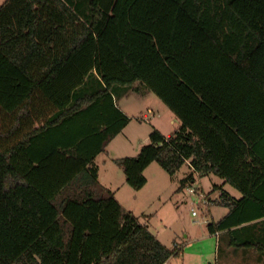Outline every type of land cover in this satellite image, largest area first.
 <instances>
[{"label": "trees", "instance_id": "obj_1", "mask_svg": "<svg viewBox=\"0 0 264 264\" xmlns=\"http://www.w3.org/2000/svg\"><path fill=\"white\" fill-rule=\"evenodd\" d=\"M131 89L179 124L113 160L127 185L141 189L152 162L170 176L188 164L179 189L214 175L241 194L221 192L229 212L210 233L264 218V0H4L0 264L178 255L99 180L95 158L130 121L115 99Z\"/></svg>", "mask_w": 264, "mask_h": 264}, {"label": "rangeland", "instance_id": "obj_2", "mask_svg": "<svg viewBox=\"0 0 264 264\" xmlns=\"http://www.w3.org/2000/svg\"><path fill=\"white\" fill-rule=\"evenodd\" d=\"M3 1L0 0V4ZM119 104L132 118L126 129L108 149V158L103 154L96 157L99 165L102 160L106 161V165L100 170L101 179L105 183L108 180L111 181L112 189L120 203L135 214L141 223L147 224L163 245L180 251L178 246H174L173 241L181 244L182 252L171 257L168 264H239L244 261L243 258L237 261L234 256L227 254V246H230L228 236L222 238L221 242H217L214 237L198 240L207 230V224L211 222V217L206 218L205 215L207 212L203 204L204 197L208 196V188L212 189L215 184L221 182L220 178L207 175L198 180L195 177L204 190L203 196H198L190 193V186L179 189L181 179L189 171L186 165H183L175 175L170 176L157 163L152 162L143 172L147 181L141 189L134 190L125 183L121 169L114 164L112 158L135 156L140 147L148 142L151 130L159 127V132L165 136L168 131L173 132L174 126L169 125L167 121L171 112L153 93L142 98L140 94L130 91L119 100ZM148 106L156 113L154 112V116L147 114L148 118L143 119V114L147 112L145 107ZM197 185H193L192 188L196 190L197 187L199 190ZM225 189L239 197L238 192L230 185L226 184ZM209 197L211 198L210 195ZM210 207L212 215L217 217L218 212L215 211L219 209L216 206ZM192 211H195L197 215L193 216ZM230 247L233 248L232 250L237 249ZM237 252L241 253L238 249Z\"/></svg>", "mask_w": 264, "mask_h": 264}, {"label": "crops", "instance_id": "obj_3", "mask_svg": "<svg viewBox=\"0 0 264 264\" xmlns=\"http://www.w3.org/2000/svg\"><path fill=\"white\" fill-rule=\"evenodd\" d=\"M130 91L131 92H135L137 94H140V96L142 98L146 97L149 94L147 92H137L134 89H131L128 92H130ZM128 92L125 93V94H123L121 97L116 98L115 99V104L117 105V107L127 117L130 118V121H131V118L132 117H130L128 115V113L119 104V100L121 98L125 97L128 94ZM145 108H146L147 112H146V114H143V119H147L148 118V115L147 114H151V115L154 116V112H155L154 109H152L149 106L148 107H145ZM133 118H134V116H133ZM130 121L122 129V131L116 137H114L111 140V142L107 145L106 152L105 153H101V154L107 156V158H108V155H107L108 154V149L110 148V146L112 145V143L117 139V137H119L121 135V133L124 131V129H126V127L129 125ZM167 121H168V123H170L169 125H171L172 127L174 126L173 127L174 129L177 128V126L179 124L178 120L175 118V116L172 113L167 117ZM156 129L158 131L160 130L159 127H156ZM174 129H173V131H174ZM171 133H172L171 131H168L165 136H168ZM112 159L114 160L116 158H112ZM95 162H96V164L98 166V171H99L98 174H99V180H100V182L105 187H107L108 189L112 190L114 192V195H115L116 199H117L116 193L112 189L113 188V185H111V181L107 179L108 181H107V183H105L101 179V175H100V172L101 171L100 170H101V168H104V166L106 165V161L105 160H102V162H101L102 167H101V165H99V163L97 162L96 158H95ZM185 165L188 167V164H185ZM147 167L145 168V170L147 169ZM188 170L191 171L189 169V167H188ZM189 171H188V173H189ZM195 177L197 179L200 178V176H197V174H195L194 175V179L191 182H189L186 186L187 187L190 186L189 187L190 193L196 194L198 196L199 195L200 196H203V191L204 190H203L202 187H200V181L197 182ZM195 184H198L199 185V190L196 187V190L197 191L194 190V188H192V186L195 185ZM226 184L227 183H224V181L221 179V182L215 184L212 187V189L211 188H208L207 189L208 196L207 197H204L203 204H204V206L206 208L205 210L207 212L205 214L206 215V218H208V216H210L211 217V222H217L218 220H220L222 217H224L229 212V208L228 207L220 204V195H221V192L222 191L226 192L227 194H229L230 196H232L235 199H239L241 197V194L236 189L235 190L238 192L239 197H236L235 194H233V192L225 189V185ZM227 185H229V184H227ZM209 195L211 196V198L209 197ZM119 203H120V201H119ZM120 204L122 205V203H120ZM209 206H212V208H215L213 206H216L219 209V211H215V212H218V214H216L217 217H214L212 215L211 207L209 208ZM263 221H264V218H262V219H256V220H252V221L243 223V224L238 225L236 227H231L230 229H226V230H222V231H216L215 233H210L208 231V229H207L199 237L198 240L207 239V238H213L214 237V239L217 242H221L222 238H225V237L228 236V238L230 237V246H233V247H235V248H237L238 250L241 251V253L240 252L238 253L237 252V249L232 250L233 248L231 249L230 246L229 247L227 246V249L226 250H227V254L228 255L234 256V258L237 261H240V259L243 258L244 261H242L240 263H244V264H264V252H257V251H255V247H256L255 245L264 246V224H263ZM173 244L174 245H177L180 248V251L178 253V255H179L182 252V246H181V244L179 245L178 243H175L174 241H173ZM244 249H247L249 251L244 250ZM243 250L244 251H247V252H244ZM172 257H175V256H172ZM170 259H171V257L164 264H168L169 261H170ZM236 263H239V262H236Z\"/></svg>", "mask_w": 264, "mask_h": 264}, {"label": "built area", "instance_id": "obj_4", "mask_svg": "<svg viewBox=\"0 0 264 264\" xmlns=\"http://www.w3.org/2000/svg\"><path fill=\"white\" fill-rule=\"evenodd\" d=\"M144 118H145V117H144ZM192 215H193V216H196L197 213H196L195 211H192Z\"/></svg>", "mask_w": 264, "mask_h": 264}]
</instances>
